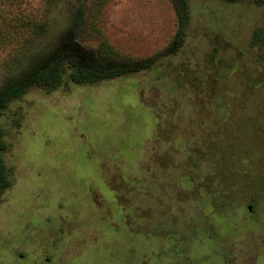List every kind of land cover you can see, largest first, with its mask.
Returning a JSON list of instances; mask_svg holds the SVG:
<instances>
[{
	"label": "rangeland",
	"instance_id": "374dc122",
	"mask_svg": "<svg viewBox=\"0 0 264 264\" xmlns=\"http://www.w3.org/2000/svg\"><path fill=\"white\" fill-rule=\"evenodd\" d=\"M2 2L148 67L9 104L0 264H264V0Z\"/></svg>",
	"mask_w": 264,
	"mask_h": 264
},
{
	"label": "trees",
	"instance_id": "16d2710c",
	"mask_svg": "<svg viewBox=\"0 0 264 264\" xmlns=\"http://www.w3.org/2000/svg\"><path fill=\"white\" fill-rule=\"evenodd\" d=\"M181 1L180 12L183 15L178 14L179 28L173 42L174 49L181 44V28L186 18V5ZM45 30L44 20L26 17L23 11L6 10L0 0V50L8 51L10 48L12 53L11 48H15L16 51L0 62L3 76L0 83V200L3 192L12 183L11 170L3 158L8 144L4 140L2 125L3 118L10 114L8 106L12 101L20 98L30 87L47 93L61 86L67 87L68 84L97 83L148 67V63L118 59L109 48L106 51V60L88 63L75 52L76 43L73 42L70 29L58 36L45 53L33 56L34 39ZM253 40L264 45V37L259 32L254 35Z\"/></svg>",
	"mask_w": 264,
	"mask_h": 264
}]
</instances>
